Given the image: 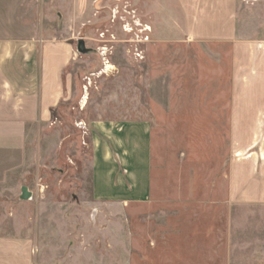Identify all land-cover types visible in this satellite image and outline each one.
I'll use <instances>...</instances> for the list:
<instances>
[{
    "label": "rangeland",
    "instance_id": "1",
    "mask_svg": "<svg viewBox=\"0 0 264 264\" xmlns=\"http://www.w3.org/2000/svg\"><path fill=\"white\" fill-rule=\"evenodd\" d=\"M17 1L0 0V27H20L17 37L40 43L69 42L73 98L54 114L55 125L39 131L37 165L24 167L31 199L0 196V229L7 205L10 217L21 218L19 231L33 240V264H264V208L234 210L229 234L224 214L207 207L208 177L224 168L226 132H211L216 142L214 162L208 163L205 125L189 121L200 104L196 99L183 102L182 128L159 125V116L153 121L148 203L92 196L91 128L78 121L79 103L90 109L97 102L103 114L125 117L127 109L148 105L145 83L165 71L173 74L178 92L207 91V63L197 51L172 43L180 33L174 1ZM258 1L240 0L238 22L247 14L264 18V1L257 10ZM222 74L215 73L218 96L226 90ZM218 183L215 198L223 196Z\"/></svg>",
    "mask_w": 264,
    "mask_h": 264
},
{
    "label": "crops",
    "instance_id": "2",
    "mask_svg": "<svg viewBox=\"0 0 264 264\" xmlns=\"http://www.w3.org/2000/svg\"><path fill=\"white\" fill-rule=\"evenodd\" d=\"M173 1L180 33L172 43L197 51L207 63V91L178 92L173 74L165 71L145 83L148 105L142 110L127 109L125 117L117 111L103 114L97 102L90 109L79 103L78 121H88L91 128L92 196L101 202L148 203L153 121L159 116V125L173 122L182 128L183 102L189 105L197 100L200 104L191 112L195 117L189 119L191 125H205L208 138L211 132H226L224 168L208 177L206 199L213 214H224L230 234L234 210L264 208V18L247 14L238 22L240 0ZM260 1L255 4L257 10L263 6L264 0ZM17 33L22 34L20 27H0V196L8 202L20 200L23 187L30 194L24 167L37 165L39 131L55 125L54 114L73 98L68 71L74 60L71 44L40 43ZM216 72H226L221 96L214 91ZM213 137L208 140V163L214 162ZM164 153L169 163L171 153ZM183 160L175 153L177 163ZM219 181L223 196L215 198ZM3 208L0 264H33V240L17 228L21 218L10 217L7 205Z\"/></svg>",
    "mask_w": 264,
    "mask_h": 264
},
{
    "label": "water",
    "instance_id": "3",
    "mask_svg": "<svg viewBox=\"0 0 264 264\" xmlns=\"http://www.w3.org/2000/svg\"><path fill=\"white\" fill-rule=\"evenodd\" d=\"M80 45L82 46V43H80ZM29 196H30L29 192L27 191V189L25 187H23L21 189V199L27 200L29 198Z\"/></svg>",
    "mask_w": 264,
    "mask_h": 264
},
{
    "label": "built area",
    "instance_id": "4",
    "mask_svg": "<svg viewBox=\"0 0 264 264\" xmlns=\"http://www.w3.org/2000/svg\"><path fill=\"white\" fill-rule=\"evenodd\" d=\"M145 39L147 40V38H145ZM77 126H78V127H82L80 123H78V125H77ZM28 199H31V197L29 196V198H28ZM28 199H27V200H28Z\"/></svg>",
    "mask_w": 264,
    "mask_h": 264
},
{
    "label": "bare ground",
    "instance_id": "5",
    "mask_svg": "<svg viewBox=\"0 0 264 264\" xmlns=\"http://www.w3.org/2000/svg\"><path fill=\"white\" fill-rule=\"evenodd\" d=\"M107 68H108V69H110V68H111V66H110V65H107Z\"/></svg>",
    "mask_w": 264,
    "mask_h": 264
}]
</instances>
